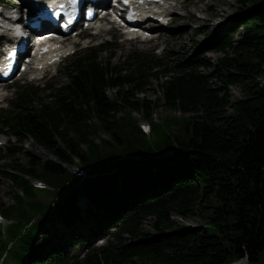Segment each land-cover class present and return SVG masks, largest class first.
<instances>
[{
    "label": "trees",
    "instance_id": "obj_1",
    "mask_svg": "<svg viewBox=\"0 0 264 264\" xmlns=\"http://www.w3.org/2000/svg\"><path fill=\"white\" fill-rule=\"evenodd\" d=\"M235 2L240 13L255 4L260 6L230 26L231 31L242 28L240 37L231 45L225 40L219 42L216 47L224 53L211 65L210 73L198 70L206 63L195 55L186 59L182 72L159 82L157 103L191 113L182 137L175 132L171 140L164 132V138L156 142L163 131L152 123V136L147 139L130 117L137 112L149 120L156 105L155 101L135 97L150 77L157 79L167 72L155 70L162 64L150 58H135L126 66L128 75H120L96 57L74 63L70 83L55 90L51 105L29 109L33 111L31 117L22 112L6 119L27 130L57 159L39 162L29 156L27 165L10 167L21 176L5 174L26 191L33 188L24 176L41 178L57 187L51 205L61 203L47 212V206L40 207L43 212L34 228L45 247L51 244L45 221L71 220L80 193L102 199L105 189L117 190L113 186L121 177L125 187L158 196L144 198L128 210L115 241L92 250L81 264H230L242 258L249 264L264 259V84L259 81L264 77V0ZM231 86L239 88L243 96L231 101ZM109 87H117L118 101L106 98L104 91ZM26 98L25 110L31 104ZM124 108L129 112L123 113ZM164 120L170 126L171 118ZM99 129L111 140L97 143ZM74 158L91 173L77 187V178L64 167ZM152 166L155 171L150 174ZM115 170L123 171L116 174ZM111 171L113 174L108 175ZM131 199L112 200L109 207L124 200L130 205ZM173 214L182 219L200 215L203 225L188 229L172 220ZM148 216L153 217V233L141 228ZM8 234L16 240L21 235ZM70 234L74 240L81 239L74 231ZM37 238L22 239L14 258L27 264H79L61 245L51 246L43 260L35 254Z\"/></svg>",
    "mask_w": 264,
    "mask_h": 264
},
{
    "label": "rangeland",
    "instance_id": "obj_2",
    "mask_svg": "<svg viewBox=\"0 0 264 264\" xmlns=\"http://www.w3.org/2000/svg\"><path fill=\"white\" fill-rule=\"evenodd\" d=\"M190 1L191 0H187L186 2H190ZM183 5H185L184 10L179 11L177 9L178 14L174 18V23L172 27L170 29L163 31L161 37L158 40H154L150 43L125 42L121 44L119 43V41L115 40V42H113L114 45L111 46V52L103 53L101 55L102 59L105 60L106 58L111 57V61L113 64H120L122 63L124 58L131 53L139 52L143 54L146 53L154 54L153 53L154 49H157L158 52L156 56H166L167 54L169 56L170 65L175 66L176 60L183 56V51L184 52L191 51L193 45L196 42H200L201 40H203L207 34H209V36H213L217 34L219 30L222 29V26H224L230 20V18L234 15V13L237 11L236 9L238 8V5L235 2V0H192L189 3V5L188 4L187 5L183 4ZM250 8L251 7H249L248 10H250ZM194 27L201 29V33L195 37L192 36L191 30H189ZM184 29H186L188 32H185ZM161 48H163V50H161ZM160 53L161 55H158ZM220 56H222V53L219 52L209 51L206 53V57L211 60L212 64H214L217 61L218 57ZM66 63L67 62L61 63V68H60L61 73L55 79L61 83H65L67 81L63 74V68L66 65ZM55 80H53L52 82H54ZM263 80L264 77H261L259 79L260 82H263ZM228 91L229 94L231 95V101H235L243 96L242 91L235 86L229 87ZM106 94H107V98L110 101H114L115 99L114 90L112 89L107 90ZM160 96H161V92L159 91V87L157 86V82L155 80H152L150 82V85L147 87L146 91L144 92V95L141 94L135 95V97L139 98L140 100L145 98L151 101H155L156 105L153 107L152 114L150 117L152 121L154 122L159 121L160 123L166 118H171V120L169 121L170 126H167L166 124L159 125L160 127H162V129L159 130L163 131V134H159V136L155 138L156 142L164 138L163 136L164 132H165V136L167 138L169 137V139L171 140L175 139V132H177V134L182 137L185 133L186 124H188L191 121L190 118L191 113H181L178 112V110L166 109V107L163 106L161 102L157 103V100L160 99ZM45 97H46L45 95L39 96V98H45ZM132 98H134V96ZM49 102L50 101L47 99L46 101H43V104ZM34 105L38 107V103ZM10 106H13V103L7 102L1 108H5V107L7 108ZM122 112L127 113L128 111L126 109H123ZM120 115L122 114L120 113ZM130 117L136 121L135 123L137 122L139 123L141 120H143L142 114L137 112L131 113ZM101 129L97 131L100 132L101 138L107 137V134H105L104 130ZM15 144L16 142L13 143L9 142L8 149H12V145ZM81 147L84 148L85 145ZM22 148L24 149L25 152L19 154L16 153L12 155V159L14 161H17V163H19L20 165L26 164L29 159V156H33L39 159V162L50 157V154L45 152L44 149L40 147H36L32 139H27L22 144ZM26 153H29V155H27ZM101 155L105 156V152L102 151ZM76 163L77 160L75 164ZM66 166H67L66 169L71 171V168L72 166H74V164L68 165L66 163L64 167ZM30 181L34 182L36 181V179H30ZM16 191L17 189H14L9 181H7L6 179L2 178V176H0V207H5L9 205L12 202L13 193H15ZM52 196L53 194L48 191H35V198L40 197L43 199L44 202H49ZM86 206H88V204H86ZM34 210L35 208H33L32 206L24 205V208L19 209V211H24L26 213L23 218L17 217L16 216L17 213L12 214L11 217H14L17 220H21V219L23 220L24 218L28 217ZM174 220L179 222L181 225L185 226L188 229H193L196 226L203 225V221L201 220L200 215H196L194 217H190L184 220H180L174 217ZM151 222H152L151 219L145 221L143 224V229L150 231ZM67 230L68 229L66 227L59 225L56 234L61 232L62 234L65 235L68 232ZM68 239L69 236L66 235L65 241H67ZM15 248L16 246L10 250L9 254H14ZM81 251L82 250L77 245L72 252H75L77 255H81ZM244 260L245 259L237 260V264H246ZM0 264H7V262L6 261L2 263L0 262ZM249 264H264V259L263 257H261L259 261L250 262Z\"/></svg>",
    "mask_w": 264,
    "mask_h": 264
},
{
    "label": "bare ground",
    "instance_id": "obj_3",
    "mask_svg": "<svg viewBox=\"0 0 264 264\" xmlns=\"http://www.w3.org/2000/svg\"><path fill=\"white\" fill-rule=\"evenodd\" d=\"M164 24H168V23H164ZM13 106H15V101L13 102ZM2 110H5V108H1ZM5 113V111H4Z\"/></svg>",
    "mask_w": 264,
    "mask_h": 264
},
{
    "label": "water",
    "instance_id": "obj_4",
    "mask_svg": "<svg viewBox=\"0 0 264 264\" xmlns=\"http://www.w3.org/2000/svg\"><path fill=\"white\" fill-rule=\"evenodd\" d=\"M247 261H248V260H247V259H245V262H246V263H247Z\"/></svg>",
    "mask_w": 264,
    "mask_h": 264
}]
</instances>
